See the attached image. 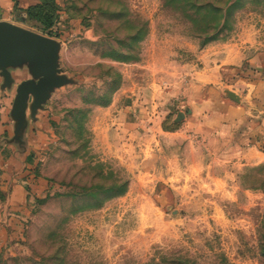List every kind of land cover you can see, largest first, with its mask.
Returning <instances> with one entry per match:
<instances>
[{
	"label": "rangeland",
	"instance_id": "rangeland-1",
	"mask_svg": "<svg viewBox=\"0 0 264 264\" xmlns=\"http://www.w3.org/2000/svg\"><path fill=\"white\" fill-rule=\"evenodd\" d=\"M55 4L19 25L56 71L34 161L0 149V264H264V0Z\"/></svg>",
	"mask_w": 264,
	"mask_h": 264
},
{
	"label": "crops",
	"instance_id": "crops-1",
	"mask_svg": "<svg viewBox=\"0 0 264 264\" xmlns=\"http://www.w3.org/2000/svg\"><path fill=\"white\" fill-rule=\"evenodd\" d=\"M38 1L0 0V24L10 22L22 25L30 22L26 9ZM44 76L36 71L34 62L23 52H18L0 67V149L3 147V156L10 160L7 168L18 166L21 161H34L32 152L36 142L43 140L42 129L46 120L44 103L53 89L46 85L40 87ZM254 96H257L256 102L264 101V92ZM253 137L252 141L257 139ZM10 198V202L20 210L25 205L24 184L16 183Z\"/></svg>",
	"mask_w": 264,
	"mask_h": 264
},
{
	"label": "water",
	"instance_id": "water-1",
	"mask_svg": "<svg viewBox=\"0 0 264 264\" xmlns=\"http://www.w3.org/2000/svg\"><path fill=\"white\" fill-rule=\"evenodd\" d=\"M55 42L37 32L22 26L5 22L0 24V67L11 61L18 52H23L34 62L38 73L45 76L41 79L40 87L45 85L52 88L55 81L56 61L53 49ZM227 96L240 102V96L228 90Z\"/></svg>",
	"mask_w": 264,
	"mask_h": 264
},
{
	"label": "trees",
	"instance_id": "trees-1",
	"mask_svg": "<svg viewBox=\"0 0 264 264\" xmlns=\"http://www.w3.org/2000/svg\"><path fill=\"white\" fill-rule=\"evenodd\" d=\"M55 0H39L38 3L26 9V14L29 18L39 22L44 28H47L48 17L47 14L55 10ZM262 254H264V242L261 243ZM181 263V260H179Z\"/></svg>",
	"mask_w": 264,
	"mask_h": 264
}]
</instances>
